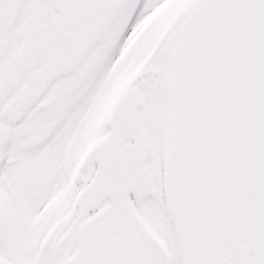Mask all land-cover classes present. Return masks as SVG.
Wrapping results in <instances>:
<instances>
[{
  "label": "snow or ice",
  "instance_id": "snow-or-ice-1",
  "mask_svg": "<svg viewBox=\"0 0 264 264\" xmlns=\"http://www.w3.org/2000/svg\"><path fill=\"white\" fill-rule=\"evenodd\" d=\"M0 264H264V0H0Z\"/></svg>",
  "mask_w": 264,
  "mask_h": 264
}]
</instances>
